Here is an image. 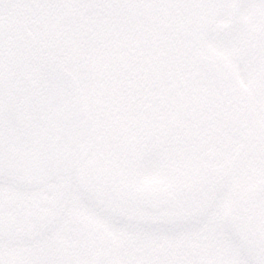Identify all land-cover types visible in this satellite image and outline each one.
<instances>
[{
	"label": "snow or ice",
	"instance_id": "1",
	"mask_svg": "<svg viewBox=\"0 0 264 264\" xmlns=\"http://www.w3.org/2000/svg\"><path fill=\"white\" fill-rule=\"evenodd\" d=\"M0 264H264V0H0Z\"/></svg>",
	"mask_w": 264,
	"mask_h": 264
}]
</instances>
